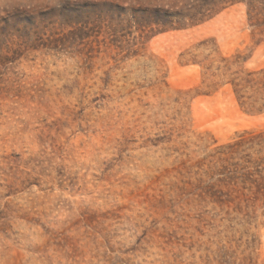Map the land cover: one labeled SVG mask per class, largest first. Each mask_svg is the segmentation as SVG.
Wrapping results in <instances>:
<instances>
[{"label": "rangeland", "instance_id": "1", "mask_svg": "<svg viewBox=\"0 0 264 264\" xmlns=\"http://www.w3.org/2000/svg\"><path fill=\"white\" fill-rule=\"evenodd\" d=\"M205 9L0 0V264H264V22Z\"/></svg>", "mask_w": 264, "mask_h": 264}, {"label": "trees", "instance_id": "2", "mask_svg": "<svg viewBox=\"0 0 264 264\" xmlns=\"http://www.w3.org/2000/svg\"><path fill=\"white\" fill-rule=\"evenodd\" d=\"M202 5L206 7L205 11L207 14L203 13L204 16L211 15L217 11H219L222 8V4L227 2H235V1H245V0H200ZM264 0H248V4L250 7V10L255 15L254 17H262L264 22V8L260 5L263 4ZM257 21L259 22V18H257ZM238 144V143H236ZM236 144L228 145L226 147L230 148L235 146ZM225 153V152H223Z\"/></svg>", "mask_w": 264, "mask_h": 264}]
</instances>
